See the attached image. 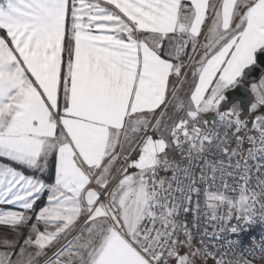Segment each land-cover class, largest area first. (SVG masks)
<instances>
[{"label":"snow or ice","instance_id":"snow-or-ice-1","mask_svg":"<svg viewBox=\"0 0 264 264\" xmlns=\"http://www.w3.org/2000/svg\"><path fill=\"white\" fill-rule=\"evenodd\" d=\"M257 222L264 0H0V264H264Z\"/></svg>","mask_w":264,"mask_h":264},{"label":"water","instance_id":"water-1","mask_svg":"<svg viewBox=\"0 0 264 264\" xmlns=\"http://www.w3.org/2000/svg\"><path fill=\"white\" fill-rule=\"evenodd\" d=\"M227 97L226 107H231L234 104H240L243 110L247 108L254 102V97L251 95L250 90L245 86H238L234 89H230L225 92Z\"/></svg>","mask_w":264,"mask_h":264},{"label":"built area","instance_id":"built-area-1","mask_svg":"<svg viewBox=\"0 0 264 264\" xmlns=\"http://www.w3.org/2000/svg\"><path fill=\"white\" fill-rule=\"evenodd\" d=\"M262 236H264V223L257 222V224L248 231L235 236L229 235L228 239L239 240L243 245H249L253 240H259Z\"/></svg>","mask_w":264,"mask_h":264},{"label":"bare ground","instance_id":"bare-ground-1","mask_svg":"<svg viewBox=\"0 0 264 264\" xmlns=\"http://www.w3.org/2000/svg\"><path fill=\"white\" fill-rule=\"evenodd\" d=\"M257 264H260V262H259V261H257Z\"/></svg>","mask_w":264,"mask_h":264}]
</instances>
